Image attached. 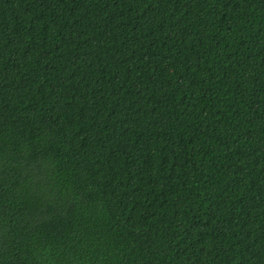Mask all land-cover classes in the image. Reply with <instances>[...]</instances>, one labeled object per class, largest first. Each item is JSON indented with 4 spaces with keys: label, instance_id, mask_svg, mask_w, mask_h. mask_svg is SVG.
Segmentation results:
<instances>
[{
    "label": "trees",
    "instance_id": "trees-1",
    "mask_svg": "<svg viewBox=\"0 0 264 264\" xmlns=\"http://www.w3.org/2000/svg\"><path fill=\"white\" fill-rule=\"evenodd\" d=\"M0 264H264V0H0Z\"/></svg>",
    "mask_w": 264,
    "mask_h": 264
}]
</instances>
